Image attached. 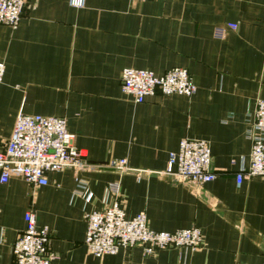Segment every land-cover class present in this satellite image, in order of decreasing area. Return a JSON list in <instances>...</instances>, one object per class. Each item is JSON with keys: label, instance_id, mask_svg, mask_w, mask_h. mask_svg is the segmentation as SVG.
I'll return each instance as SVG.
<instances>
[{"label": "crops", "instance_id": "0c3cea01", "mask_svg": "<svg viewBox=\"0 0 264 264\" xmlns=\"http://www.w3.org/2000/svg\"><path fill=\"white\" fill-rule=\"evenodd\" d=\"M0 61V150L19 114L64 117L89 163L126 159L143 171L66 168L36 186L13 169L0 183V264H14L28 211L50 230L53 264H264V177L236 179L249 165L248 114L264 99V0H26L16 28L0 23ZM173 67L190 71L193 96L158 91L136 103L122 91L125 68ZM185 138L209 142L213 181L147 172L164 171ZM114 182L129 218L145 212L157 231L197 227L201 247L90 253L86 214L114 201Z\"/></svg>", "mask_w": 264, "mask_h": 264}, {"label": "built area", "instance_id": "2783aa9c", "mask_svg": "<svg viewBox=\"0 0 264 264\" xmlns=\"http://www.w3.org/2000/svg\"><path fill=\"white\" fill-rule=\"evenodd\" d=\"M144 1V0H135ZM74 7H84L85 0H70ZM26 0H0V23L16 28L24 13ZM236 29V24H229ZM6 65L0 61V87L3 84ZM121 88L136 103L160 91L163 95H185L196 93V85L190 71L184 67H173L162 75L147 69L125 68L121 73ZM246 131L251 141L249 165L237 173V185L253 176L264 177V99L256 101V107L248 114ZM75 136L68 130L64 117L39 114H19L12 134L0 150V183H6L11 171L16 169L27 182L36 186L49 183L48 173L66 168L75 171L81 168L111 169L118 173L143 172L127 165L126 159H111L108 163L95 165L87 160L84 149L74 145ZM165 176L172 181L188 182L200 186L213 181L216 173L212 167V152L208 141L185 138L179 149L171 152L164 171H147ZM80 190L87 185L79 181ZM107 191L114 201L100 211L86 214L87 233L85 245L90 253L101 256L116 254L121 249L141 247L145 254L160 249L180 248L198 250L203 243V234L197 227L175 231H157L148 224L145 212L129 218L120 201L118 182L110 183ZM26 227L13 246L14 264H53L50 250V230L38 227L33 211L25 214ZM244 264V263H237Z\"/></svg>", "mask_w": 264, "mask_h": 264}]
</instances>
